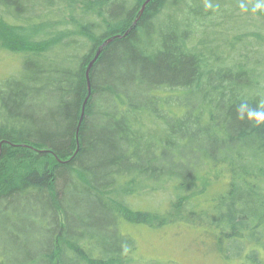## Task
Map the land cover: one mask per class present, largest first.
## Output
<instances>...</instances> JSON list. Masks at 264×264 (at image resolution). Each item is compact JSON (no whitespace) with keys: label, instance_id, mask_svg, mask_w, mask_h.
Returning <instances> with one entry per match:
<instances>
[{"label":"trees","instance_id":"16d2710c","mask_svg":"<svg viewBox=\"0 0 264 264\" xmlns=\"http://www.w3.org/2000/svg\"><path fill=\"white\" fill-rule=\"evenodd\" d=\"M147 1L0 0V55L22 60L0 80V264H134L123 227L157 194L264 264V124L238 114L264 103V11Z\"/></svg>","mask_w":264,"mask_h":264},{"label":"rangeland","instance_id":"374dc122","mask_svg":"<svg viewBox=\"0 0 264 264\" xmlns=\"http://www.w3.org/2000/svg\"><path fill=\"white\" fill-rule=\"evenodd\" d=\"M20 57L3 53L0 55V80L8 79L18 74L21 70ZM25 160L24 165L31 166L30 160ZM215 191L210 192L207 199L214 198ZM154 199H140L139 209L143 210L141 216L146 223L129 225L125 224L123 233L130 236L136 245L133 253L134 264H240L239 258H226L212 244V233L204 231V227L191 224L192 218L181 216L186 223L165 221L168 203L160 194ZM163 203L161 204V201ZM160 201V203H157ZM214 204L205 201L201 204L203 211L211 213ZM150 212V214L146 213ZM171 213V211H170ZM133 219L136 217L131 216ZM164 219V220H163ZM166 223V224H165ZM188 223V224H187ZM190 223V224H189ZM153 226H151V225ZM235 253L232 248L229 254Z\"/></svg>","mask_w":264,"mask_h":264},{"label":"clouds","instance_id":"9594fccd","mask_svg":"<svg viewBox=\"0 0 264 264\" xmlns=\"http://www.w3.org/2000/svg\"><path fill=\"white\" fill-rule=\"evenodd\" d=\"M206 6L211 7V4H207ZM241 9L247 11V7L244 4H241ZM252 11H264V0H256ZM238 114L241 120L247 117L249 121L254 120L258 125L264 124V103H262L256 109L250 108L247 103H241L238 108Z\"/></svg>","mask_w":264,"mask_h":264},{"label":"water","instance_id":"95a60500","mask_svg":"<svg viewBox=\"0 0 264 264\" xmlns=\"http://www.w3.org/2000/svg\"><path fill=\"white\" fill-rule=\"evenodd\" d=\"M150 2H151V0H148V1L145 3V5L143 6V9H142V11H141V15L144 13V10H145L147 4H149ZM112 40H113V39H110V40H108L106 43H104V45L98 50L96 56L94 57L93 61L90 63V65H89V67H88V69H87V72H86V79H87V83H88L89 96H88V98L86 99L85 104H84V106H83V111H82V116H81V121H80L79 128H80V126H81V124H82V121H83L84 111H85V106H86V104H87V102H88V100H89V98H90V95H91L90 72H91L93 66L95 65V63L97 62V60L100 58V56H101V54H102V51H103V48H104L105 46H107L109 43H111Z\"/></svg>","mask_w":264,"mask_h":264}]
</instances>
